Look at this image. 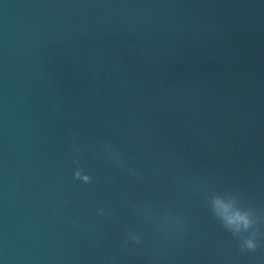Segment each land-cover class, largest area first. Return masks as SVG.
<instances>
[{"label": "water", "instance_id": "obj_1", "mask_svg": "<svg viewBox=\"0 0 264 264\" xmlns=\"http://www.w3.org/2000/svg\"><path fill=\"white\" fill-rule=\"evenodd\" d=\"M0 264H264V0H0Z\"/></svg>", "mask_w": 264, "mask_h": 264}, {"label": "clouds", "instance_id": "obj_2", "mask_svg": "<svg viewBox=\"0 0 264 264\" xmlns=\"http://www.w3.org/2000/svg\"><path fill=\"white\" fill-rule=\"evenodd\" d=\"M102 148L103 155L107 161L124 168L132 176L138 175L137 170L128 166L122 154L111 143L105 142ZM79 151V147L74 145V152L79 153ZM73 163L76 165L72 171L73 179L83 184H91L93 177L80 166L79 159L76 156H73ZM209 206L212 214L220 221L221 225L236 238L239 251H256L259 246L257 240L258 230L250 231L255 224L254 214L251 208L244 207L237 196L232 193L211 195L209 198ZM96 211L97 215L101 217H111L113 214L110 209L105 207H98ZM137 211L145 219L154 218L151 209L148 207L137 206ZM73 223H75V220ZM244 233H247V235H244ZM130 243L136 245L142 244V234L133 230L127 231L123 237L122 246L126 247Z\"/></svg>", "mask_w": 264, "mask_h": 264}]
</instances>
